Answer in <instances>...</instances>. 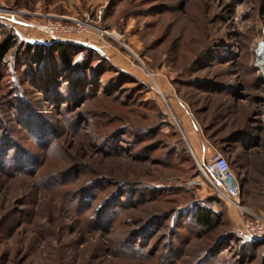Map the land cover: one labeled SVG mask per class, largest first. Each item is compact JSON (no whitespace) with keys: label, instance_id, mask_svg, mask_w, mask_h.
<instances>
[{"label":"rangeland","instance_id":"obj_1","mask_svg":"<svg viewBox=\"0 0 264 264\" xmlns=\"http://www.w3.org/2000/svg\"><path fill=\"white\" fill-rule=\"evenodd\" d=\"M263 29L264 0H0V44L18 39L0 63V264H264L199 172L226 157L263 212ZM56 42L77 45L68 64ZM213 195L203 232L181 214Z\"/></svg>","mask_w":264,"mask_h":264},{"label":"built area","instance_id":"obj_2","mask_svg":"<svg viewBox=\"0 0 264 264\" xmlns=\"http://www.w3.org/2000/svg\"><path fill=\"white\" fill-rule=\"evenodd\" d=\"M47 31L50 34L54 32L49 29ZM65 31L66 30H64V32ZM67 31L73 32V28L70 27ZM59 34L60 33L57 35ZM199 172L203 176L202 178L209 180L210 185L215 190L218 197L234 204L241 210L242 221L235 228V233L239 237L254 241L263 238L264 210L260 215H255L241 204V187L230 169L227 158L217 153L212 157L211 161L207 165H199ZM202 178L199 175L197 177L188 178L184 184L190 188H197L203 185Z\"/></svg>","mask_w":264,"mask_h":264},{"label":"trees","instance_id":"obj_3","mask_svg":"<svg viewBox=\"0 0 264 264\" xmlns=\"http://www.w3.org/2000/svg\"><path fill=\"white\" fill-rule=\"evenodd\" d=\"M18 44V39L13 34H9L0 44V63L5 58V56L9 53L10 49L16 47ZM34 44L28 43L26 44V55L33 53ZM56 48V52L59 55V58L62 62L68 64L70 61V54L68 47H75L74 44L70 42H56L52 44ZM80 47V46H78ZM260 82L264 85V79H260ZM206 202L209 206L206 205H193L186 212H183L181 215H185L186 219L195 224L196 228L199 230H203V232L212 231L216 228L217 223L222 215L221 212H217L213 210V205H221L222 202L217 196H210L206 199ZM256 244L255 242H253Z\"/></svg>","mask_w":264,"mask_h":264},{"label":"crops","instance_id":"obj_4","mask_svg":"<svg viewBox=\"0 0 264 264\" xmlns=\"http://www.w3.org/2000/svg\"><path fill=\"white\" fill-rule=\"evenodd\" d=\"M187 134V133H186ZM187 139H188V141H189V143H190V145H191V147L193 148V151L195 152V153H198V139L197 138H193L192 136L193 135H191V133H188L187 135Z\"/></svg>","mask_w":264,"mask_h":264},{"label":"water","instance_id":"obj_5","mask_svg":"<svg viewBox=\"0 0 264 264\" xmlns=\"http://www.w3.org/2000/svg\"><path fill=\"white\" fill-rule=\"evenodd\" d=\"M263 32H264V29H263ZM257 53L258 54L264 53V39L262 42L259 43L258 48H257Z\"/></svg>","mask_w":264,"mask_h":264}]
</instances>
